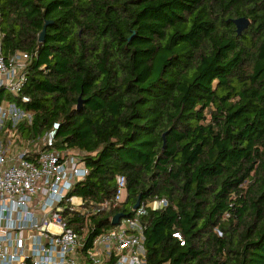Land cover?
<instances>
[{"label": "trees", "instance_id": "16d2710c", "mask_svg": "<svg viewBox=\"0 0 264 264\" xmlns=\"http://www.w3.org/2000/svg\"><path fill=\"white\" fill-rule=\"evenodd\" d=\"M0 33L8 58L30 55L19 135L57 124L55 148L89 169L71 191L87 207L127 180L96 233L165 198L142 219L147 264H264V0H0Z\"/></svg>", "mask_w": 264, "mask_h": 264}, {"label": "built area", "instance_id": "2783aa9c", "mask_svg": "<svg viewBox=\"0 0 264 264\" xmlns=\"http://www.w3.org/2000/svg\"><path fill=\"white\" fill-rule=\"evenodd\" d=\"M29 60L26 52L8 58L0 33V90L9 91L0 101V264H147L142 219L149 206L162 208L168 200L141 203L95 232L90 217L123 202L127 180L117 176L115 195L87 207L71 191L89 169L81 151L55 148L57 124L33 142L19 135L20 123L33 116L24 93ZM67 209L85 218L81 230L69 225Z\"/></svg>", "mask_w": 264, "mask_h": 264}, {"label": "water", "instance_id": "95a60500", "mask_svg": "<svg viewBox=\"0 0 264 264\" xmlns=\"http://www.w3.org/2000/svg\"><path fill=\"white\" fill-rule=\"evenodd\" d=\"M233 22L235 23L236 25V30L238 32V34H241L242 31L249 25L250 23V20L249 18L247 17H244V16H241V17H238V18H234L233 19ZM51 24V22H46V24L44 25L43 27V30L40 34V37H39V40L40 41H43L44 40V36L46 34V29L47 27ZM83 103V100L81 98V96L79 97V101H78V105L81 106V104ZM141 205V200L140 198L136 201V203L134 204L133 208L134 209H137L139 206ZM124 214L119 212V213H116L113 218H112V224H116L118 223L119 219L123 216Z\"/></svg>", "mask_w": 264, "mask_h": 264}, {"label": "rangeland", "instance_id": "374dc122", "mask_svg": "<svg viewBox=\"0 0 264 264\" xmlns=\"http://www.w3.org/2000/svg\"><path fill=\"white\" fill-rule=\"evenodd\" d=\"M4 94H5V96H8V95H9V91L6 90V91L4 92Z\"/></svg>", "mask_w": 264, "mask_h": 264}]
</instances>
